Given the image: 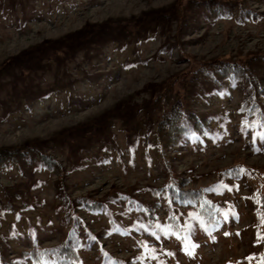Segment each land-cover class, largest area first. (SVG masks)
<instances>
[{
	"label": "rangeland",
	"instance_id": "374dc122",
	"mask_svg": "<svg viewBox=\"0 0 264 264\" xmlns=\"http://www.w3.org/2000/svg\"><path fill=\"white\" fill-rule=\"evenodd\" d=\"M191 1L0 0V148L44 143L43 151L60 162L65 189L73 198H102L119 189L138 190V198L156 202L152 188L163 184L172 171L191 179L193 188L219 182L209 195L234 212L223 218L220 230L208 233L187 208H178L182 222L193 223L191 240L182 241L171 236L166 208L157 209L159 230L166 233L161 236L154 235V229L143 234L131 230L143 214L125 212L123 200L98 214L79 210L75 214L81 237L91 240L80 251L79 264H103L106 255L131 264L257 261L262 246L254 227L253 193H264V127L244 125L240 84L226 82L227 88L218 90L206 79L188 81L194 68L209 61L264 54V0H246L255 15L244 23L209 19L206 11L190 7ZM105 25H120L124 42H97L77 54L53 51L85 27H94L92 31ZM41 52L45 58L29 63V56ZM17 60L20 67L4 69ZM260 73L264 84V67ZM170 83L172 91L153 107L158 93L151 86ZM177 98L207 118L210 130L175 149L161 150L154 147L156 120ZM109 114L110 138L80 143L78 151L70 147L76 139L90 138L87 132L83 138L82 133L74 136L76 131ZM151 126L150 149L145 150L144 134ZM134 134L139 139L130 140ZM32 165H0V247L16 262L35 242L43 249L58 246L71 225L55 192L62 172L38 160ZM237 166L250 169L252 176H221L222 170ZM9 202L23 209L9 213ZM113 218L123 229L102 237Z\"/></svg>",
	"mask_w": 264,
	"mask_h": 264
},
{
	"label": "trees",
	"instance_id": "16d2710c",
	"mask_svg": "<svg viewBox=\"0 0 264 264\" xmlns=\"http://www.w3.org/2000/svg\"><path fill=\"white\" fill-rule=\"evenodd\" d=\"M235 3V4H234ZM190 7L200 9V11L207 12V18H234L240 23H244L251 16L255 15L246 0H233V2H227L226 0H192ZM234 6V9H232ZM183 10L180 13V18L183 22L186 18L183 17ZM164 20L169 19L168 15H161ZM137 25L140 22L136 23ZM141 25V24H140ZM185 26V23H183ZM87 26L79 33L68 36L66 41L60 42L61 47L53 49L55 52L64 54H77L80 51L89 49L92 44L103 41L104 43H110L113 41L124 42V32L120 25H105L96 28ZM148 29V28H147ZM122 33V34H121ZM43 49V47H42ZM39 50V51H42ZM45 58L44 53H39L38 56L32 54L29 56L28 61L31 64H36ZM24 61H22L23 63ZM25 63V62H24ZM22 64L17 60L16 63L4 66V69L20 67ZM260 67H264V54H250L236 61H232L227 58H218L213 61L201 64L197 68H194L190 80L191 84H197L202 79H206L212 83V85L218 90L225 89L226 82L232 84H240L243 87V101L241 104L242 120L244 125L250 127H264V84L261 79ZM152 90L158 93L154 99L153 107L160 105L165 95L170 93L174 88V83L164 85H152ZM186 101L182 98H177L173 103L166 108L156 120L155 137L156 143L154 147L159 149H175L183 144L186 140L192 139L196 136H201L204 132L210 130V121L207 118L201 117L199 114L194 113L187 107ZM152 108V107H151ZM137 111H135L136 113ZM117 116H121L117 115ZM111 114L102 118L99 121L90 124L82 129V131H76L74 136L82 133L83 138L85 132L90 137L87 140L80 142V139L74 140V145H70L72 149L78 151L80 143L87 144L89 141H98L102 137L110 138L109 120ZM152 126L144 134L143 148L145 150L150 149V138L152 132ZM129 138L130 140L139 139V135H135ZM138 143V142H137ZM133 143L129 142L131 147ZM136 145V143H134ZM86 147V146H84ZM44 150V143L35 142L33 144H24L20 146L2 147L0 148V165H5L8 162H13L17 165L24 164L27 166H33L38 160L39 163L44 164L46 167L55 169L57 168L62 174L55 183L56 197L62 203V206L68 214V223L70 224V230L65 238L58 246L52 248H41L38 243H34V247L30 251H24L19 257V262H16L14 258L6 257L0 247V264H19L25 261H30L32 264H79L81 263L80 251L84 246H89L91 240L81 237L80 223L77 220V211L85 210L87 213L98 214L103 211H107L108 204H115L121 200L125 202V212L136 211L143 214L136 219L131 225V230H137L143 234V231L154 229V235L161 236L164 233L159 230V225L162 219L159 216V208H166L168 210V217L166 223L168 224L169 231L173 235L178 236L182 241L187 239L191 240V229L193 223L184 220L182 222L180 211L178 208H187L190 212V216L199 222L206 232L218 231L222 228L223 218L228 214L234 215L233 211L225 210L222 205L213 200L209 195L211 190H215L218 183L215 182L207 187H190L191 179L184 178L182 175L169 171L166 181L160 184L158 187L152 188L153 199L156 202L142 200L138 198V190H132L130 192H121L119 189H113L102 198H94L91 196L73 198L65 189L64 172L60 162L50 154H47ZM244 167H232L221 171V176L224 178L238 180L250 175V169ZM254 172V171H253ZM259 174L255 172L254 176L259 178ZM252 176V174L250 175ZM11 190V189H6ZM254 201L256 206L257 217L254 225L258 245L262 246L257 256L255 264H264V193L263 191L254 192ZM25 204V203H24ZM23 207L15 206L12 202L7 203L6 211L9 213L17 214L21 212ZM192 220V218H191ZM110 230H105L101 236H111L115 232L113 230L123 229L121 222L115 218L111 221ZM127 231L125 230V233ZM170 235V234H169ZM146 242V241H145ZM148 246V245H147ZM144 245V247H147ZM143 255H140L141 258ZM133 261V259H132ZM103 264H131L129 261H122L119 259H111L106 255L102 262Z\"/></svg>",
	"mask_w": 264,
	"mask_h": 264
}]
</instances>
